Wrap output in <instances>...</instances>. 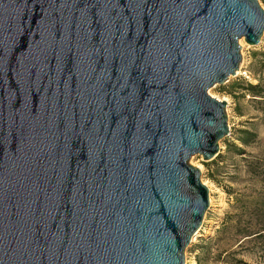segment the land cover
<instances>
[{"label":"water","instance_id":"1","mask_svg":"<svg viewBox=\"0 0 264 264\" xmlns=\"http://www.w3.org/2000/svg\"><path fill=\"white\" fill-rule=\"evenodd\" d=\"M257 0H0V264H185Z\"/></svg>","mask_w":264,"mask_h":264},{"label":"rangeland","instance_id":"2","mask_svg":"<svg viewBox=\"0 0 264 264\" xmlns=\"http://www.w3.org/2000/svg\"><path fill=\"white\" fill-rule=\"evenodd\" d=\"M264 10V0H257ZM236 75L215 85L208 94L226 101L229 133L209 162L192 156L201 182L209 191V207L195 241L184 251L185 264H264V232L260 228L264 205V34L256 47L239 41ZM250 133L243 145L241 132ZM261 174V175H260Z\"/></svg>","mask_w":264,"mask_h":264},{"label":"trees","instance_id":"3","mask_svg":"<svg viewBox=\"0 0 264 264\" xmlns=\"http://www.w3.org/2000/svg\"><path fill=\"white\" fill-rule=\"evenodd\" d=\"M251 134L248 133L247 131H243L241 132V136L239 138V140L242 142L243 145H247L250 140H251ZM261 175V174H260ZM261 182H263L264 184V175L262 176V179L260 180ZM259 212V214H261V219H260V228H259V233L260 232H264V205H262V208H259V210H257Z\"/></svg>","mask_w":264,"mask_h":264},{"label":"bare ground","instance_id":"4","mask_svg":"<svg viewBox=\"0 0 264 264\" xmlns=\"http://www.w3.org/2000/svg\"><path fill=\"white\" fill-rule=\"evenodd\" d=\"M196 168H198V167H196ZM199 169V168H198ZM200 170V169H199ZM205 185V184H204ZM206 186V185H205ZM199 234L198 233H196L195 235H194V237L191 239V241H195V238L198 236ZM187 264V263H186Z\"/></svg>","mask_w":264,"mask_h":264}]
</instances>
